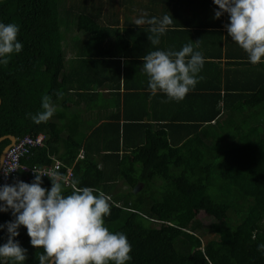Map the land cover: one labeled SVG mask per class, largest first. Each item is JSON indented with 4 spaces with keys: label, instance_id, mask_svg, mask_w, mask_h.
Listing matches in <instances>:
<instances>
[{
    "label": "trees",
    "instance_id": "1",
    "mask_svg": "<svg viewBox=\"0 0 264 264\" xmlns=\"http://www.w3.org/2000/svg\"><path fill=\"white\" fill-rule=\"evenodd\" d=\"M96 3L0 0V21L18 24L23 44L19 54L0 65V137L45 134L43 145L30 148L21 164L48 168L59 161L63 179L72 168L77 187L90 186L110 196L115 206L105 226L126 234L132 246L128 264H264L257 251L264 243V63L250 64L245 53L238 70L224 68L222 76L208 78L221 83L207 95L216 104L194 117L207 124L195 123L198 131L189 141L173 138L187 126L177 116L146 124L134 142H124L126 126L133 124L121 132L118 122L80 136L64 125L63 113L71 98L86 89L88 71L98 63L93 41L103 38L105 26ZM67 54L78 57L71 63ZM196 86L203 88L202 82ZM44 95L57 111L48 122L35 124L26 114L42 110ZM137 126L143 128V123ZM8 144L9 139L0 143V154ZM34 175L20 170L7 184L31 183ZM42 181V187L51 188L48 176ZM71 191L65 185L64 194ZM215 207L208 223L198 218L197 211ZM12 219L10 210L0 212V224ZM180 230L188 231L184 239ZM6 239V230H0V244ZM14 239L27 250L25 264H39L43 249L30 244L24 226Z\"/></svg>",
    "mask_w": 264,
    "mask_h": 264
},
{
    "label": "clouds",
    "instance_id": "2",
    "mask_svg": "<svg viewBox=\"0 0 264 264\" xmlns=\"http://www.w3.org/2000/svg\"><path fill=\"white\" fill-rule=\"evenodd\" d=\"M212 2L218 6L214 18L227 14V34L246 53L248 62L264 63V0ZM132 23L138 27L150 25L148 39L156 46L173 25V17L164 14L149 18L142 13ZM19 31L18 24L0 21V65L8 64L14 54L22 51ZM142 59L141 71L147 76L152 96L162 93L169 101L179 103L202 79L199 73L205 58L192 43L179 50L156 49ZM56 95L61 97L63 93ZM41 109L26 115L40 124L48 122L57 111L49 95L42 96ZM33 171L31 183L17 180L0 185V212L10 210L14 217L0 224V230L7 234L6 242L0 244V264H25L27 250L14 239L21 226L26 228L30 244L43 249L37 257L39 264H128L132 260L126 234L105 226V218L115 206L110 196L90 186L77 187L75 181L71 193L65 195V182L57 171ZM43 176L50 178V189L41 186ZM257 251L264 255V243L257 245Z\"/></svg>",
    "mask_w": 264,
    "mask_h": 264
},
{
    "label": "crops",
    "instance_id": "3",
    "mask_svg": "<svg viewBox=\"0 0 264 264\" xmlns=\"http://www.w3.org/2000/svg\"><path fill=\"white\" fill-rule=\"evenodd\" d=\"M97 1V14H102L98 20L105 26L103 38L93 41L97 44L98 63L88 71L85 81L89 87L71 98L69 109L63 113L64 125L69 124L73 132L78 130L80 136H90L103 123L118 122L121 132L127 124H133L126 126L124 142L127 143L141 139L148 123L159 125L166 122L162 120L164 117L177 116L182 117L179 122L187 126L176 130L173 138L182 141L192 139L194 132L198 131L194 124L202 127L207 124L205 121H195L194 117L205 109L213 108L211 105L216 99H207V95L215 92L216 85H221L219 82L211 83L208 78L217 74L222 76L220 71L224 68L238 70L239 57L245 54L227 34L224 27L228 23L227 14L214 18V10L218 6L212 0ZM106 13H109V17L114 16L115 21H109ZM142 13H147L149 18H159L164 14L173 17V25L160 37V43L156 46H152L148 39L150 25L138 27L132 23ZM187 43H192L205 58L199 73L202 79L196 84L202 82L203 88L196 86L179 103L169 101L162 93L150 95L147 76L141 71L142 57L156 49L179 50ZM77 57L67 54L71 63ZM217 107H222L221 101ZM140 123H143V128L137 126ZM211 123L215 124V120ZM108 134H112L111 130ZM120 142L123 146V134ZM123 153L122 148L120 155Z\"/></svg>",
    "mask_w": 264,
    "mask_h": 264
},
{
    "label": "built area",
    "instance_id": "4",
    "mask_svg": "<svg viewBox=\"0 0 264 264\" xmlns=\"http://www.w3.org/2000/svg\"><path fill=\"white\" fill-rule=\"evenodd\" d=\"M45 138H46L45 134H38L36 136L25 135L23 137L16 138V141L8 147L2 162V166H0V185L7 183L9 179L20 170L30 173H34L33 169L40 172H45V171L59 172V170L62 167V164L59 161H56L48 168L46 167L39 168L37 165L21 164V157L24 154H27L30 148L43 145ZM10 169H14V170L8 172ZM73 176L74 174L72 168H68L67 176L66 178H64L66 186L72 187L73 182L71 179Z\"/></svg>",
    "mask_w": 264,
    "mask_h": 264
},
{
    "label": "rangeland",
    "instance_id": "5",
    "mask_svg": "<svg viewBox=\"0 0 264 264\" xmlns=\"http://www.w3.org/2000/svg\"><path fill=\"white\" fill-rule=\"evenodd\" d=\"M5 156V155H4ZM4 159V158H3ZM3 162V160H2ZM2 162H1V166H2ZM139 189V187H136V191ZM218 211V207H215L212 211L209 212H205V211H197L198 213V218L201 219L203 222L208 223V218L211 216V214H214ZM210 220V218H209ZM175 232H177V229H174ZM185 233L188 234V231L186 230H180V235L182 236V238L184 239L185 236H187ZM185 234V235H184Z\"/></svg>",
    "mask_w": 264,
    "mask_h": 264
},
{
    "label": "water",
    "instance_id": "6",
    "mask_svg": "<svg viewBox=\"0 0 264 264\" xmlns=\"http://www.w3.org/2000/svg\"><path fill=\"white\" fill-rule=\"evenodd\" d=\"M0 102H1V98H0ZM16 136H14V135H4V136H1L0 137V143L3 141V140H5V139H9L10 140V144H8L4 149H3V151H2V153L0 154V166H1V162H2V160H3V158H4V155H5V152H6V150L8 149V147L11 145V144H13L15 141H16ZM135 191H136V188H135Z\"/></svg>",
    "mask_w": 264,
    "mask_h": 264
}]
</instances>
